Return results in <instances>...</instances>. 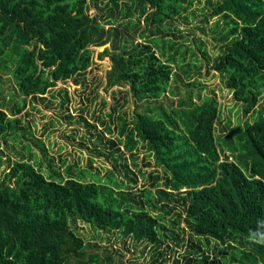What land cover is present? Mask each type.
Wrapping results in <instances>:
<instances>
[{
	"label": "trees",
	"instance_id": "1",
	"mask_svg": "<svg viewBox=\"0 0 264 264\" xmlns=\"http://www.w3.org/2000/svg\"><path fill=\"white\" fill-rule=\"evenodd\" d=\"M104 1L106 15L100 14ZM195 1L0 0V71L22 97L9 107L0 99V149L26 136L17 116L28 102L45 103L46 94L54 99L61 92L68 97L65 88L55 89L59 82L84 83L94 64L93 46L111 43L100 54L111 59L109 87L128 85L127 92L144 104L173 95L171 81L179 77L174 65L190 80L189 64L184 65V55L176 58V43L160 34L177 18H186ZM205 5L211 10L203 21L217 17L224 23L220 38L215 37L224 43L210 69L221 74L243 115L252 120L227 133L228 122L217 135L216 95L191 91L171 111L147 106L130 118L108 114L109 123L97 117L104 132L81 117L95 133L90 140L98 155L119 164L122 177L109 167L94 168L92 158L85 167L63 159L57 166L41 141L43 159L22 145L27 157L6 158L0 178V264H71L72 259L103 264L100 253L88 252L98 245L85 241L79 223L146 241L157 250L163 238L184 242L165 227L161 212L174 210L165 200L183 209L184 217L178 213L170 221L173 226L204 238L205 246L214 241L229 248H222L225 255L217 259L191 244L173 264H264V109L258 107L264 96V0H206ZM91 8L97 13L90 14ZM139 149L148 152L155 170L148 174L150 187L137 193L131 185L145 177L136 161Z\"/></svg>",
	"mask_w": 264,
	"mask_h": 264
},
{
	"label": "rangeland",
	"instance_id": "2",
	"mask_svg": "<svg viewBox=\"0 0 264 264\" xmlns=\"http://www.w3.org/2000/svg\"><path fill=\"white\" fill-rule=\"evenodd\" d=\"M215 1V0H213ZM106 1L100 4V14L106 15ZM206 0L195 1L193 8L186 12V18L180 17L173 21V26L169 30H165L160 34L164 40H172L176 43L178 54L176 58H181L184 55V65L189 64L190 80L182 73L180 68L174 65L175 74L179 77L173 76L171 81V89L173 95H167L161 99L148 102L144 104L141 101H136L131 93H128V85L109 87L107 82V73L111 68V59L109 56L100 58V54L109 46L100 50L99 46H93L94 64L87 69L85 73L84 83H76L75 80H69L66 83L59 82L55 89H66L68 97L61 92L54 99H49L50 95L46 94L47 102L33 103L29 102L24 111L17 117H21V124L26 126V136L21 138V142H10L8 145H3L0 149V178L6 168V158L10 157L11 161L18 159V154L25 155L26 151L22 145L28 144L32 152H35L39 159H43V155L37 146V141H41L48 150L50 156L55 158V164L60 166V159L65 160L66 163L78 162L80 166H87V159L92 158L94 168H111L118 177L123 176V171L119 164H115L113 160L107 159L104 156H99L93 142L95 140L94 131L85 126L81 117L86 118L92 124H96L97 131L104 132V127L97 121V117H103L107 123L111 122L113 118L108 119V114H125L127 118L132 117L134 110L143 111L147 106L149 107H163L168 111L176 108L180 99L186 98L189 91L194 95L200 93L201 96L210 95L213 93L220 104V113L218 119L215 121L216 134H222L221 129L226 127L228 122L231 123L228 130L237 126L244 125L246 121H251L252 116H244L240 106L234 101L231 92L226 88L222 76L215 70L210 69L212 60L220 53V47L224 43L220 38L224 23L222 18H210L208 21H203L204 17L210 12V7H206ZM89 13L94 15L97 13L95 8H91ZM136 21V17H133ZM108 26H106L107 28ZM143 28L141 24L140 29ZM139 32V31H138ZM136 41L139 39L138 33H135ZM196 39V41L194 40ZM160 44H163L160 41ZM203 44L201 49L200 45ZM164 48L168 49L166 42ZM80 79V77H79ZM199 81L188 87L189 82ZM192 84V83H191ZM62 100L66 103L62 105ZM5 98L6 105L12 106L14 102L21 103V98L14 81L8 79L7 75H3L0 71V99ZM104 101V103H103ZM48 104V105H47ZM259 108L264 109V96L259 102ZM29 115H26L25 112ZM21 133V131H19ZM90 137H93L90 140ZM106 137H114V135L107 134ZM13 146V147H12ZM127 157V155H126ZM136 161L138 167L145 172V177L138 176L136 184L131 185L133 192L140 193L143 188L150 187L149 172L155 170L154 162L149 158L148 152L144 149H139L136 153ZM149 161L151 162L150 166ZM130 164V161H128ZM116 167V169H115ZM137 170V169H135ZM126 183H128L126 181ZM129 184V183H128ZM155 189L152 188V191ZM174 210L170 214L161 212L165 217V227L167 230H175L179 234V238H185L184 242L178 243L171 237L163 238L160 248L157 250L155 246L145 242H135L132 239L123 238L119 232H104L97 231L87 225L78 224L80 235L86 242L90 241L97 244L98 247H90L88 252H98L102 256L103 264H173L174 259H182V255L190 250V245H195L192 249L197 250L200 244L203 250L210 254L211 258H222L225 253L221 252L222 248H228L226 245L215 244L210 241L205 246V239L194 236L188 231L183 233L178 227L173 226L170 221L176 220V214H182V206L179 202H171L165 200ZM158 213L157 211L154 213ZM181 227L185 226V222L180 223ZM166 232H164L165 234ZM169 234V233H168ZM240 248L242 245L237 244ZM248 249L249 246L245 244ZM229 249V248H228ZM227 249V250H228ZM163 252L164 255L159 253ZM108 257L111 258L109 261ZM71 264H75V260H71Z\"/></svg>",
	"mask_w": 264,
	"mask_h": 264
},
{
	"label": "water",
	"instance_id": "3",
	"mask_svg": "<svg viewBox=\"0 0 264 264\" xmlns=\"http://www.w3.org/2000/svg\"><path fill=\"white\" fill-rule=\"evenodd\" d=\"M108 46H109V44H106V45L100 47V50H103L104 48H106V47H108Z\"/></svg>",
	"mask_w": 264,
	"mask_h": 264
}]
</instances>
